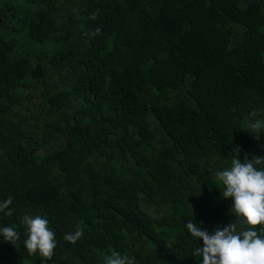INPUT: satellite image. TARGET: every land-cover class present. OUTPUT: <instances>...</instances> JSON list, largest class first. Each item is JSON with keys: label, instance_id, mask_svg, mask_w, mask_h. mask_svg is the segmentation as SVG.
<instances>
[{"label": "trees", "instance_id": "obj_1", "mask_svg": "<svg viewBox=\"0 0 264 264\" xmlns=\"http://www.w3.org/2000/svg\"><path fill=\"white\" fill-rule=\"evenodd\" d=\"M262 117L264 0H0V264H41L25 214L47 264H199L185 224L235 219L216 173L264 156Z\"/></svg>", "mask_w": 264, "mask_h": 264}, {"label": "clouds", "instance_id": "obj_2", "mask_svg": "<svg viewBox=\"0 0 264 264\" xmlns=\"http://www.w3.org/2000/svg\"><path fill=\"white\" fill-rule=\"evenodd\" d=\"M95 18V14L92 15ZM100 28L90 35H97ZM255 117V113L252 114ZM254 134L264 130V117L249 125ZM217 179L223 186L224 198H231L230 213L235 218L225 226L209 233L202 229L199 222L190 219L185 227L191 236L202 243L194 251L199 257V264H264V156H253L242 160L234 158L231 166L216 173ZM11 196L0 200V213H12ZM27 237L23 245L29 254H38L41 264L54 255L57 246L56 233L49 226L46 216H23ZM83 235V229L65 233L63 239L72 244ZM20 239V233L12 226H0V241L12 243ZM103 264H136V257L121 254L113 250L103 259Z\"/></svg>", "mask_w": 264, "mask_h": 264}, {"label": "rangeland", "instance_id": "obj_3", "mask_svg": "<svg viewBox=\"0 0 264 264\" xmlns=\"http://www.w3.org/2000/svg\"><path fill=\"white\" fill-rule=\"evenodd\" d=\"M260 133H262V130L260 131Z\"/></svg>", "mask_w": 264, "mask_h": 264}]
</instances>
